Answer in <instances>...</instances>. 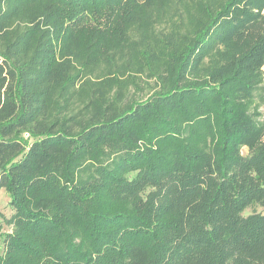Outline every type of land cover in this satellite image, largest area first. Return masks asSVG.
<instances>
[{
	"label": "trees",
	"instance_id": "16d2710c",
	"mask_svg": "<svg viewBox=\"0 0 264 264\" xmlns=\"http://www.w3.org/2000/svg\"><path fill=\"white\" fill-rule=\"evenodd\" d=\"M263 65L264 0H0V264H264Z\"/></svg>",
	"mask_w": 264,
	"mask_h": 264
},
{
	"label": "rangeland",
	"instance_id": "374dc122",
	"mask_svg": "<svg viewBox=\"0 0 264 264\" xmlns=\"http://www.w3.org/2000/svg\"><path fill=\"white\" fill-rule=\"evenodd\" d=\"M137 87L136 89L130 87L128 89L127 92V96L130 99H137L138 101H142V100H146L147 98H149L155 90H157V87L154 83L153 80H148L145 77H142L141 79H137ZM8 196L6 195V193L1 190L0 191V213L3 215L4 219H9V217L12 214V210L10 209V207L8 206ZM252 212H258L261 215L264 216V208L262 207H256V206H251L248 209H245L243 211V215H248ZM2 231L4 233H9L10 232V228L7 225L3 224V229ZM2 240L0 239V255L3 252L2 249Z\"/></svg>",
	"mask_w": 264,
	"mask_h": 264
},
{
	"label": "crops",
	"instance_id": "0c3cea01",
	"mask_svg": "<svg viewBox=\"0 0 264 264\" xmlns=\"http://www.w3.org/2000/svg\"><path fill=\"white\" fill-rule=\"evenodd\" d=\"M262 72H263V74H264V65H263V67H262ZM263 88H264V85H263ZM260 112L264 115V104L261 106V108H260Z\"/></svg>",
	"mask_w": 264,
	"mask_h": 264
}]
</instances>
